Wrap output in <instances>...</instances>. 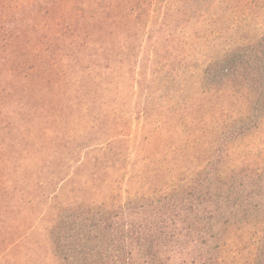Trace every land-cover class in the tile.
<instances>
[{
	"label": "rangeland",
	"instance_id": "374dc122",
	"mask_svg": "<svg viewBox=\"0 0 264 264\" xmlns=\"http://www.w3.org/2000/svg\"><path fill=\"white\" fill-rule=\"evenodd\" d=\"M27 2L0 0V26L23 15L20 9ZM99 2H108L109 10L103 18L90 20ZM49 9L34 16L36 28L13 39L14 47L13 40L0 47V87L12 89L0 93V104L19 115L0 117V238L5 231L0 264H57L47 232L57 209L70 200L111 207L129 197L163 196L186 184L215 150L221 128L243 118L249 101L231 89L202 92L204 68L264 37V0H67ZM69 23L79 27L80 36L111 45L124 59L125 53L131 56V63L124 62L106 82L102 80V88L114 94L109 106L116 115L96 119L77 112L69 118L63 112L68 96L75 99L72 90L86 96L94 89L84 75L71 88L56 79L54 69L47 84L31 74L23 79L30 65L40 70L46 41L56 49L73 38L64 36L65 41L58 42L52 36L58 24ZM81 44L73 50L76 54L87 52ZM148 85L152 96L141 91ZM19 101L34 108L33 117L17 108ZM40 108L51 114L47 120L40 121L45 115ZM68 134H91L98 149L80 148L65 161L72 147ZM109 136L114 139L108 144ZM17 152L27 153L19 159ZM33 152L39 161H20ZM80 162L97 173L92 181L78 170ZM13 163L18 166L11 168ZM235 168L264 170V113L252 133L229 146L222 172ZM12 180L20 186L13 196L11 189L5 190ZM258 239L259 228L254 226L233 231L221 246V262L253 264Z\"/></svg>",
	"mask_w": 264,
	"mask_h": 264
},
{
	"label": "trees",
	"instance_id": "16d2710c",
	"mask_svg": "<svg viewBox=\"0 0 264 264\" xmlns=\"http://www.w3.org/2000/svg\"><path fill=\"white\" fill-rule=\"evenodd\" d=\"M65 1L28 0L20 9L23 15L2 22L0 47L9 45V41L36 28L35 22L31 21L34 16H40L43 11H50L49 8ZM97 6L93 8L90 20L103 18L109 10L108 2H99ZM71 25L58 24L52 36L58 42L65 41L64 36L73 38L56 49H52V43L46 41L45 46H42L46 58L41 62L40 70L30 65L29 72L26 70L22 77L27 80L31 74L41 84H47L50 83V74L54 69L58 73L56 79L71 88L84 75L86 83L94 89L86 96V93L76 96L78 91L72 90L76 92V101L68 96L70 103L63 112H67L69 118H75L77 112L82 117L96 119L104 115H116L117 110L109 106L114 104V94L107 86L102 88V80L106 82L117 67L131 63V56L125 53L124 59L113 51L111 45H98L92 38L80 36L77 30L79 27L71 28ZM15 41L11 43L13 47ZM78 42L82 43L87 52L82 50L76 54L73 51L79 45ZM36 48L40 46L36 45ZM66 48L72 50L65 51ZM201 81L200 88L204 93L231 89L247 95L249 101L245 116L220 129L215 150L209 155L206 164L195 170L186 184L168 194L159 197H129L124 204L111 207L84 199L70 200L59 207L47 232V244L57 264H223L221 246L225 239L235 230L252 226L259 228L253 264H264V170L235 168L222 172L229 156V146L252 133L264 113V37L249 48L226 54L208 63ZM7 88L0 87V93L6 91L8 94L12 89ZM143 90L148 93L147 96L154 94L150 85L141 88ZM79 98L82 99L77 101ZM17 105L22 113L33 117V107L20 101ZM40 109L41 113H45L40 116V121L47 120L51 114L44 108ZM2 116L19 117L6 103L0 104ZM55 116L56 120L61 118V114ZM9 122L12 123L11 120ZM109 137L108 144L114 139L113 136ZM95 138L91 134H68L67 144L72 145L69 149L71 155L63 160L69 161L80 148L98 149L94 148ZM26 153L15 154L20 159ZM31 154L34 155V152ZM33 155L20 161L29 163L31 159L33 163L40 160L36 154ZM55 157L57 153L51 160H55ZM82 163L78 165V170L83 172L82 176L87 181H92L97 173L86 168L89 163ZM11 165V168L18 166L14 163ZM6 181L8 183L9 178ZM18 185L12 180L5 190L11 189L9 192L12 196L19 194ZM15 212L18 213V210ZM4 232L1 241H5ZM13 235L15 232L10 237ZM17 239L22 241V237Z\"/></svg>",
	"mask_w": 264,
	"mask_h": 264
}]
</instances>
